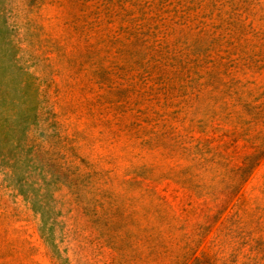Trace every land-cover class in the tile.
Returning a JSON list of instances; mask_svg holds the SVG:
<instances>
[{"label":"rangeland","instance_id":"374dc122","mask_svg":"<svg viewBox=\"0 0 264 264\" xmlns=\"http://www.w3.org/2000/svg\"><path fill=\"white\" fill-rule=\"evenodd\" d=\"M0 264H264V0H0Z\"/></svg>","mask_w":264,"mask_h":264}]
</instances>
